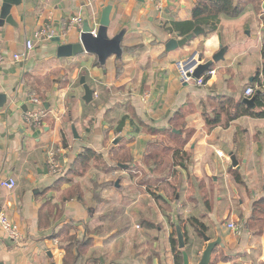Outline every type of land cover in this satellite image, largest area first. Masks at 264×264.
Instances as JSON below:
<instances>
[{"label":"crops","instance_id":"obj_1","mask_svg":"<svg viewBox=\"0 0 264 264\" xmlns=\"http://www.w3.org/2000/svg\"><path fill=\"white\" fill-rule=\"evenodd\" d=\"M197 2L21 0L13 6L11 22L0 24V55L7 57L0 65V95L7 99L0 109V183L11 179L17 185H0V211L22 238L11 241L0 225V264H62L63 247L74 236L92 239L86 257L94 255L100 264H175L173 226L176 240L177 227L186 232L190 262L198 264L206 244L194 220L213 239L220 227L235 253L217 248L211 264H245L252 254L244 245L247 236L238 240L228 225L244 220L254 239L263 235L264 118L228 121L227 115L247 98L248 88L259 90L251 79L264 64V0H236L239 18H223L215 33L205 37L204 31L167 52L168 41L181 39L172 24L191 21ZM2 5L0 0V17ZM110 5V37L126 30L122 57L105 65L86 53L58 58L60 45L80 43L83 23L71 25L72 18L95 19L99 26ZM46 24L60 43L44 41L28 52L26 42ZM221 48L227 49L224 59L212 66L216 73L203 86L181 82L177 61L198 53L206 64ZM26 53V60L12 58ZM83 77L94 91L91 103L84 100ZM32 97L43 104L39 123L27 116ZM216 116L219 123L209 126L206 119ZM179 142L183 161L173 159ZM164 148L171 153L156 170L151 154ZM86 149L99 154L101 163L70 182L59 179ZM52 150L61 175L48 166ZM75 181L84 190L81 200L68 197Z\"/></svg>","mask_w":264,"mask_h":264},{"label":"trees","instance_id":"obj_2","mask_svg":"<svg viewBox=\"0 0 264 264\" xmlns=\"http://www.w3.org/2000/svg\"><path fill=\"white\" fill-rule=\"evenodd\" d=\"M241 15H242V11L238 3H236V0H198L192 12V20L187 21V22L173 23L171 31L178 32V35L181 38H184L187 35L193 33L196 27H202L205 31L204 36L207 37L210 34L215 33L218 30V27L223 18L237 19ZM262 51H263V57H264V47ZM202 76H204L205 81L208 80L210 77L205 74H203ZM255 84H257L259 87V90H254L255 94L253 95V97H251L254 99L255 108H250L244 102L240 103L237 105L234 114L227 115L228 121H233L242 116H249V117L258 118V119L264 118V64H263L262 71L257 74L251 86L253 87L255 86ZM181 114H179V116ZM174 119L175 118L172 119V124H175ZM125 121H126V118L122 120L121 127L125 124ZM206 122L209 126L217 125L219 123V116L218 117L216 116V118L213 119V121L206 119ZM121 127H120V130H121ZM171 136H173V134ZM174 137L176 136L174 135ZM178 145H179V148L173 154V159L175 161H178V160L183 161L181 157V153L179 151L180 148L182 147L181 143L179 142ZM170 153L171 152L169 149L165 150L164 148L162 151H155L151 154V155L153 154L156 155L155 157L153 155L156 170L161 167L159 160L163 159L166 155ZM151 155H149L148 158H151ZM185 156L186 155L184 154L183 157ZM100 159L101 157L99 154H97L91 149H86L84 150L83 153H81L78 156L74 165L71 167L70 171L66 173L64 176H61V178L59 179L66 180V182L68 181L70 182L76 177H83L91 169L92 163L94 162L97 164L101 163ZM111 160L113 161V157L111 158ZM234 177L237 182L241 181L240 175L238 173H234ZM154 196L157 200H159V197L157 195H154ZM68 197L70 198L78 197L80 199V193L79 191L74 190ZM192 223L197 228V232L199 236L201 237L202 236L201 232L202 231L206 232L207 230L206 226L198 220H194ZM173 227H174V230H173L171 240H172V246L174 250L175 264H183V254L181 251L177 249V241L175 239L176 226H173ZM181 229L183 231V228ZM91 241L92 239L88 237H85L83 240L78 239L76 236L70 238L68 240V244L63 247V249L65 250V256L63 258L62 264H100V259L98 257H95L94 255L86 257V253L88 249L92 247Z\"/></svg>","mask_w":264,"mask_h":264},{"label":"water","instance_id":"obj_3","mask_svg":"<svg viewBox=\"0 0 264 264\" xmlns=\"http://www.w3.org/2000/svg\"><path fill=\"white\" fill-rule=\"evenodd\" d=\"M143 2L144 0H140ZM21 0H3L0 24L10 23L11 21V10L13 6H18ZM113 6H107L103 9L99 21V26L97 28L96 36L92 34L94 25L92 21L86 19L81 25V36L80 43L78 44H67L60 45L57 49V57L61 59L72 58L83 54H92L98 58V61L101 65H105L107 60L110 57L116 56L121 58L123 55L122 43L126 35V30L121 31L118 35L110 37L109 30L111 26V14ZM204 33V29L201 27H196L193 33L187 35L184 38L178 39L173 38L166 44V51L172 52L177 49L185 47L189 42H191L195 37H198ZM55 42L60 43V39H54ZM226 48H221L220 52L215 55L211 62L206 64H201L197 71L194 73L195 79H200L202 75L209 71L215 63H218L224 59L226 54ZM254 79H251L253 82ZM81 85L83 86L85 95L84 100L87 103H91L94 100V91L91 87L86 84V78L81 79ZM250 108H254V99L246 98L243 101ZM7 103L6 97L0 95V109H2ZM74 135H76V130L73 127ZM79 137H77L78 139ZM117 143V141H116ZM233 166L237 167L238 163L236 159L233 158ZM123 167V165H120ZM46 173L48 170L46 169ZM116 186L119 187V182L116 183ZM202 238L206 244L205 249L200 257L198 264H211L214 251L217 248H221L226 255H234L230 249H228L226 242L224 240L221 228H217V236L215 239L208 236L206 232H201ZM177 237L179 242V249L183 254V264H191L189 254L186 251V242L183 231L180 227L177 228Z\"/></svg>","mask_w":264,"mask_h":264},{"label":"built area","instance_id":"obj_4","mask_svg":"<svg viewBox=\"0 0 264 264\" xmlns=\"http://www.w3.org/2000/svg\"><path fill=\"white\" fill-rule=\"evenodd\" d=\"M157 10L160 12L162 11V8L160 5L157 6ZM94 28L92 30V34L96 36L97 33V27L98 22L94 19ZM84 22V17H75L71 20V25H81ZM56 37L55 30L49 26L48 24L42 26L39 30L35 31L33 36L26 42V50L28 52H31L36 47L37 43H42L44 41H52ZM28 54L20 55L15 54L12 55V58L15 61L24 59H27ZM7 57L5 55H0V65L3 64L6 61ZM202 64L201 56L198 53H193L191 56L179 60L176 63V69L179 74V78L183 84L189 85V84H196V86L201 87L205 83V78L202 76L200 79L194 78V73L197 71L199 66ZM216 73V70H209L205 73V75L208 76H214ZM255 94V91L253 88H248L246 90V96L247 97H253ZM95 97H98V94H95ZM30 103L34 106V109L30 111L27 116L31 121H35L39 123L42 118L45 116V112L43 110V104L42 102L36 98L32 97ZM47 163L50 167L51 171L55 175H60L61 173V166L59 163L58 155L57 153L52 150L48 153L47 156ZM0 185L8 190H14L16 188V182L14 180H6L2 181ZM0 225L1 228L4 230V232L7 234L8 238L11 241L14 242H20L21 240V232L18 227L8 216L4 211H0ZM228 228L237 236L241 235L242 229L241 227L235 225L234 223H230L228 225Z\"/></svg>","mask_w":264,"mask_h":264},{"label":"rangeland","instance_id":"obj_5","mask_svg":"<svg viewBox=\"0 0 264 264\" xmlns=\"http://www.w3.org/2000/svg\"><path fill=\"white\" fill-rule=\"evenodd\" d=\"M261 34H262V37L264 36L263 35V31L261 30ZM245 95H246V92H245ZM247 98H251V97H247ZM177 144V143H176ZM60 163V162H59ZM62 169V168H61ZM64 173V170H61V173H60V175L61 174H63ZM68 175V174H67ZM70 177V176H69ZM118 177L119 176H116V179H117V182L119 181L118 180ZM67 178V177H66ZM119 183H121V181H119ZM122 183L124 184V182L122 181ZM129 187V186H128ZM74 190H77V191H79V193H80V195L83 193V191L84 190H82V188H80V183L78 182V181H75L73 184H72V187L69 189V190H67V191H69L68 193H69V195L74 191ZM235 222L234 223H236V225H238L239 227H241V229H242V235H239V236H237V235H234L235 237H237L238 238V240L240 239V237H242L243 235H244V238L246 237L247 238V240H246V242H245V240H244V245L245 246H247V248H251V250H252V254H249L250 256H246L245 257V259H244V263L245 264H264V252L262 251V249L264 248L263 247V244H262V239L261 238H263L264 237V229L262 228V232L261 233H263V235H260V236H256V239H254L253 238V236H251V229L249 230V227L246 225H244L245 224V222H243L244 220H234ZM244 223V224H243ZM233 234V233H232ZM176 238V237H175ZM177 239V238H176ZM255 240H256V242H255ZM259 240V241H258ZM176 241H178V240H176ZM178 246H179V244H178V242H177V249L179 250V248H178ZM258 248H261L260 249V251L259 252H257V250L256 249H258ZM180 251V250H179ZM127 254H129V253H127Z\"/></svg>","mask_w":264,"mask_h":264}]
</instances>
